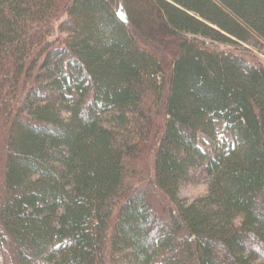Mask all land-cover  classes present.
Segmentation results:
<instances>
[{"label": "trees", "instance_id": "trees-1", "mask_svg": "<svg viewBox=\"0 0 264 264\" xmlns=\"http://www.w3.org/2000/svg\"><path fill=\"white\" fill-rule=\"evenodd\" d=\"M0 264H264V0H0Z\"/></svg>", "mask_w": 264, "mask_h": 264}, {"label": "rangeland", "instance_id": "rangeland-1", "mask_svg": "<svg viewBox=\"0 0 264 264\" xmlns=\"http://www.w3.org/2000/svg\"><path fill=\"white\" fill-rule=\"evenodd\" d=\"M193 176L194 179L183 184L179 190L180 197L186 201H191L193 198L204 194L206 191L208 182L206 176L197 170L193 171Z\"/></svg>", "mask_w": 264, "mask_h": 264}]
</instances>
